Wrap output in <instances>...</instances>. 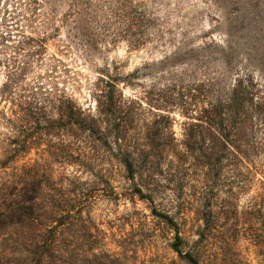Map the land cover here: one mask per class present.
<instances>
[{"label":"trees","instance_id":"trees-1","mask_svg":"<svg viewBox=\"0 0 264 264\" xmlns=\"http://www.w3.org/2000/svg\"><path fill=\"white\" fill-rule=\"evenodd\" d=\"M62 1L67 9L53 30L65 27L69 41L85 51L97 45L105 30L94 8L99 0H35L48 5L45 14L35 17L53 26L56 3ZM112 35L116 38L119 32ZM22 36L15 51L29 45L32 54L40 53L41 41ZM245 54V61L258 60L261 75L254 69L237 72L228 87L205 79L197 88L201 99L196 120L189 116L183 123L180 140L171 130L163 133L171 126L165 116H160L164 123L155 120L142 136H132L134 113L118 87L117 74L93 82L94 112L91 104L84 106L55 91L32 95V101L15 97L9 74L0 87V101L10 103L6 112L0 109V124L6 129L0 132V264H134L131 257L104 248V234L90 215L93 201L124 193L150 202V214L173 233L170 246L188 264H224L217 257H225L231 247L236 251L237 236L228 230L241 231L237 223L228 228L223 222L230 218L232 203L217 202L215 195L197 200L200 223L191 240L179 202L175 213L154 204L152 179L157 169L177 171L186 165L199 173L205 188L219 181L222 172L239 187L252 185L257 175L264 182V44L255 39ZM98 158L120 167L128 183L123 192H116L109 171L90 166ZM71 165L74 173L67 174ZM85 172L90 177L81 180ZM227 197L233 193L227 191ZM263 202L253 206L264 211ZM262 214L260 227L248 235L252 240L262 236L256 230L264 237ZM212 237L218 243H210Z\"/></svg>","mask_w":264,"mask_h":264},{"label":"rangeland","instance_id":"rangeland-1","mask_svg":"<svg viewBox=\"0 0 264 264\" xmlns=\"http://www.w3.org/2000/svg\"><path fill=\"white\" fill-rule=\"evenodd\" d=\"M34 1L0 0V36L5 37H0V87L10 74L15 97L32 101V95L38 98L40 93L55 91L73 96L84 106L91 104L94 112L93 82L117 74L121 77L118 87L133 109V137L142 136L155 120L164 123L166 119L160 116H165L171 126L163 133L171 130L180 140L183 123L189 116L196 120L201 99L197 88L205 79L228 87L237 72L254 69L257 77L261 75L258 60L250 63L244 56L255 39L264 44V0H99L94 8L105 30L97 45L86 51L69 41L65 27L53 30L67 9L65 1L56 3L57 21L51 27L41 22L42 17H35L45 14L48 5ZM116 31L119 35L113 38ZM22 35L41 41L40 53L32 54L29 45L15 51ZM9 106L0 101L5 112ZM5 131L0 124V132ZM90 166L109 171L116 192H123L128 184L112 160L98 158ZM185 166L177 171L164 167L155 171L154 204L175 213L179 202L184 228L194 240L200 223L195 213L197 200L215 195L217 202L229 201L230 218L223 222L228 228L237 223L241 231L228 230L237 236L236 251L231 247L218 261L264 264L261 230H256L262 235L257 240L248 236L260 227L264 213L259 210L262 206H253L256 199L257 204L264 200V182L257 181L260 176L252 185L239 187L222 172L219 181L205 188L199 173ZM74 169L68 166L67 174ZM89 177L86 172L81 174V180ZM227 191L233 193L232 198L228 199ZM150 213L148 200L125 193L98 198L90 211L104 234L107 251L121 252L134 264H188L170 246L173 233L162 229ZM214 238L209 242H217Z\"/></svg>","mask_w":264,"mask_h":264}]
</instances>
